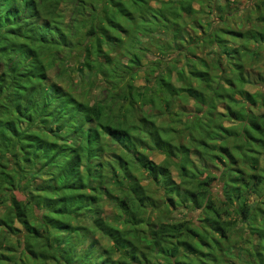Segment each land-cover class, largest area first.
Segmentation results:
<instances>
[{"label":"trees","instance_id":"trees-1","mask_svg":"<svg viewBox=\"0 0 264 264\" xmlns=\"http://www.w3.org/2000/svg\"><path fill=\"white\" fill-rule=\"evenodd\" d=\"M193 1L0 0V264H264V0H214L205 36ZM158 35L182 61L134 85L138 39ZM69 56L70 86L46 85Z\"/></svg>","mask_w":264,"mask_h":264},{"label":"rangeland","instance_id":"rangeland-1","mask_svg":"<svg viewBox=\"0 0 264 264\" xmlns=\"http://www.w3.org/2000/svg\"><path fill=\"white\" fill-rule=\"evenodd\" d=\"M205 0H194L193 3L191 4L192 6H194V9L198 10L197 13L195 14V16L197 17L196 21L197 22H200L202 23L201 26H199L202 31L204 32V36L207 32H209L212 28L218 26L217 24V21H216V18L214 17V10H213V7H212V4L214 2V0H209L208 2L210 3H205L204 2ZM203 2V3H202ZM241 6L245 5V1L244 0H238L237 1ZM150 5H153V6H157L156 2H154V0H150ZM206 12H207V15H206ZM198 17L201 19H198ZM205 17V18H204ZM206 19V20H205ZM240 19H244V13H242L241 11V8L237 10L236 14H234V17L233 18H229L228 19V23L231 21V22H235L237 20V26L235 29L237 30H240V31H243L245 28L244 26L242 27V25H239L240 24ZM250 19H252V17H250ZM200 20V21H199ZM239 20V21H238ZM195 23V22H193ZM208 23V27H207V24ZM225 25H228V24H225ZM230 26H232V24L229 23ZM189 26H192V27H195L197 26V24H189ZM190 27V28H192ZM233 27V26H232ZM229 28V27H228ZM234 29V28H232ZM202 31H197V30H194L192 31V33L196 36V37H193L194 40L193 42H195L197 45H196V48L194 50V56L196 59L195 61V65L199 68H205V67H209L210 64L213 62V60L216 58V51L217 50V47L214 46V44H212V46L209 44L207 45V47L203 48L202 46L203 45H206L205 41L206 39H204V37L202 39H198V34L199 36L202 35ZM220 29H219V33H220ZM220 36H223V34H220ZM139 45H138V48L137 50L134 51V54L137 56L138 60H139V67L136 68V74L137 76H135V78L133 79V84L134 85H140L142 83V75L147 71L146 69L147 68H151L152 71H156L157 69H162L164 68V66L166 65L165 62L166 60H169V61H174L175 59V54H177V64H180L181 63V55L179 53H176L175 50L171 51L170 53L168 54H165V57L164 58H160L158 53H157V47L158 45L160 46L162 43L161 40H163V36H160L158 35L154 40L153 42H155V44H153L151 41L149 40H146L145 37H139ZM160 43V44H159ZM202 43V46L201 44ZM182 45H180V50H183L184 49V45H185V41H183L181 43ZM182 46V47H181ZM120 50V49H119ZM214 50V51H212ZM261 58H259V60H256V61H253V64L250 65V68L253 69V73H256V72H260L261 70H263L264 68V61L262 59H264V53L261 52ZM65 59L67 60L62 66H60V68H55V67H52L50 69H48L46 72H47V75H48V79L47 81H45V84H49V83H52V82H55L58 86L62 87V88H66L69 85L70 81L67 80V77L69 75H71L72 79L75 77L76 75V68L75 67V63L73 62V58L71 56L69 57H65ZM244 62V66L247 64L246 61H243ZM71 68H74L71 70ZM210 68V67H209ZM208 68V73L210 76H214L213 74H218L216 70H210ZM249 68V69H250ZM84 74L83 76H81V80L82 81V85H84L88 78L89 77L87 74L85 73H82ZM260 80L258 79H253L252 77L249 79V81L243 85L244 89L247 90L248 92H255V91H258L259 88L262 85V82L259 83ZM68 85V86H67ZM81 86V85H80ZM72 93L75 94V96L77 95H82V96H85V97H88L89 98V103L94 101V99H100L103 95V92L96 88V87H86L84 86L83 88H79L78 87H74L72 88ZM171 106H169V108L171 107V109L175 110L178 108V104L174 102H171L170 103ZM221 107V105H219V103L217 104L216 108L217 110H219ZM250 110V109H249ZM252 112L254 113H257V112H264V110H262L260 107H254L253 109H251ZM161 119L160 118H157L155 121H154V124H156L157 122H159ZM182 120V118H181ZM227 124V123H226ZM180 125V123H179ZM148 155L150 158H152L154 161L158 162V163H161L162 160H163V156L157 152H150L148 151ZM170 179L171 181H176V177L173 173V171L171 172L170 174ZM262 186H264V178L262 179V182H261ZM149 187L154 191V194L156 196H160L161 195V191L159 189H154L153 188V185L150 184ZM217 190H218V186L215 187V190L213 191L214 194L217 193ZM262 191V189L259 191H257L256 194H250L248 196V205L252 206V204L254 203V200L256 199V196L259 194V192ZM218 194V193H217ZM0 211H1V208H0ZM108 212V211H106ZM168 215V214H167ZM163 216H166V214H164ZM169 217L171 218H180V213H178L175 210H173L172 212L169 213ZM257 222V221H256ZM11 242H13V238L10 237L9 238ZM100 239L101 242H105V243H108V240L106 239H102V238H98ZM261 244V243H260ZM245 246H247V244H245ZM235 264H237V261H234Z\"/></svg>","mask_w":264,"mask_h":264},{"label":"crops","instance_id":"crops-1","mask_svg":"<svg viewBox=\"0 0 264 264\" xmlns=\"http://www.w3.org/2000/svg\"><path fill=\"white\" fill-rule=\"evenodd\" d=\"M209 0H205L204 2L205 3H210V2H208ZM203 3V2H202ZM211 4V3H210ZM192 8L194 9V6H192ZM205 18V17H204ZM206 20V19H205ZM230 24H231V21L229 22Z\"/></svg>","mask_w":264,"mask_h":264}]
</instances>
